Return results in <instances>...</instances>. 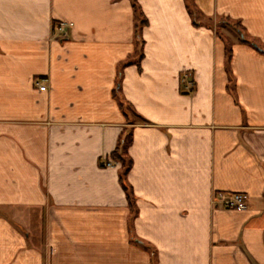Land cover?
Instances as JSON below:
<instances>
[{
    "label": "crops",
    "instance_id": "0c3cea01",
    "mask_svg": "<svg viewBox=\"0 0 264 264\" xmlns=\"http://www.w3.org/2000/svg\"><path fill=\"white\" fill-rule=\"evenodd\" d=\"M255 46L264 0H0V264H264Z\"/></svg>",
    "mask_w": 264,
    "mask_h": 264
},
{
    "label": "trees",
    "instance_id": "16d2710c",
    "mask_svg": "<svg viewBox=\"0 0 264 264\" xmlns=\"http://www.w3.org/2000/svg\"><path fill=\"white\" fill-rule=\"evenodd\" d=\"M133 9H134L135 19L137 20V22L135 24V32H136V34L138 36L140 28L146 23V21L142 17L141 12L136 7L135 3H133ZM195 24H198V23L195 22ZM218 24L220 26H229V27L233 28V30L238 32V33H240L241 30H242V27L240 26L239 23H233V22H231L228 19H221V20L218 21ZM206 26H209V25H206ZM209 27H211V26H209ZM243 39L244 38H241V41H243ZM253 46H254V44H253ZM255 47L259 51L264 52L261 49H259L257 46H255ZM136 56H137L138 60L141 58L140 51H138L136 53ZM229 59H230V49L227 48V62L229 61ZM118 85H119V78H118V81L116 82V88H118ZM116 88L113 91V97L114 98H117V96H118V89H116ZM117 100H118V98H117ZM118 106H119L120 110L123 112V114L125 115L126 114V108H124L125 106H124L123 102L120 99L118 100ZM130 141H131L130 133H128V134L125 133V136L121 137L116 150L113 152L112 158H113V160L116 163H119L121 165V170L122 171H121V175H120V179L119 180H120L121 186L123 187L124 191L127 193V200L129 201V205L132 207V204H130L129 189H128L126 183H125V177H126L128 171L130 169L131 162H130V160L128 158H127V162H125V159L123 157L124 155L126 156V150H127L128 146L130 144Z\"/></svg>",
    "mask_w": 264,
    "mask_h": 264
},
{
    "label": "built area",
    "instance_id": "2783aa9c",
    "mask_svg": "<svg viewBox=\"0 0 264 264\" xmlns=\"http://www.w3.org/2000/svg\"><path fill=\"white\" fill-rule=\"evenodd\" d=\"M56 30L62 36L66 35V29L63 24H59L55 26ZM38 90L45 91V85L40 83L37 84ZM101 166L104 168H108L112 165L111 162L106 160H101ZM247 200L248 197L245 194H223L218 193L217 195L213 196L212 205L217 208H224V209H233V210H245L247 207Z\"/></svg>",
    "mask_w": 264,
    "mask_h": 264
},
{
    "label": "rangeland",
    "instance_id": "374dc122",
    "mask_svg": "<svg viewBox=\"0 0 264 264\" xmlns=\"http://www.w3.org/2000/svg\"><path fill=\"white\" fill-rule=\"evenodd\" d=\"M125 107L124 108H126V111H127V114H128V117L131 119V120H133V121H137V118L135 117V115H134V113L132 112V110L128 107V106H126V105H124ZM124 157V159H125V162H127V156H123Z\"/></svg>",
    "mask_w": 264,
    "mask_h": 264
}]
</instances>
